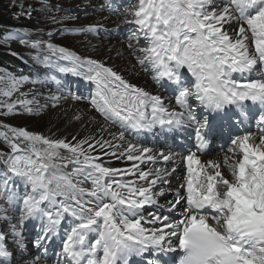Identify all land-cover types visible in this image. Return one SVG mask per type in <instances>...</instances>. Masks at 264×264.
Masks as SVG:
<instances>
[{"label": "snow or ice", "instance_id": "6c2138e0", "mask_svg": "<svg viewBox=\"0 0 264 264\" xmlns=\"http://www.w3.org/2000/svg\"><path fill=\"white\" fill-rule=\"evenodd\" d=\"M105 8L118 11L115 0ZM120 16L117 27L130 26L127 48L160 85L155 92L129 82L101 58L57 45L52 32L48 41L31 40L20 29L5 36L35 50L32 59L48 71L32 79L0 74V115L42 112L47 105L21 91L32 83L55 85L48 96L53 107L66 99L87 101L100 119L90 117L99 125L95 132L70 139L0 124L7 148L0 151L6 166L0 172V224L7 226L0 228V264H48L56 239V264H130L133 258L145 264H264V0H134ZM101 29L107 32L97 22L78 31L97 35ZM68 75L89 81L94 92L73 95L64 83ZM163 81L178 87L174 103L162 96ZM248 102L260 109L258 135L247 128ZM233 108L241 119L228 113ZM221 121L241 131L229 136L222 158L202 160ZM157 129H192L194 143L183 153L148 146L145 134ZM112 160L131 166L115 167ZM181 168L184 178L171 190ZM16 206L14 220L9 213ZM29 220L39 221L33 253L25 236Z\"/></svg>", "mask_w": 264, "mask_h": 264}, {"label": "rangeland", "instance_id": "374dc122", "mask_svg": "<svg viewBox=\"0 0 264 264\" xmlns=\"http://www.w3.org/2000/svg\"><path fill=\"white\" fill-rule=\"evenodd\" d=\"M78 1H81V0H64V1L48 0L49 6L44 7L41 3L38 2V0H34V1L32 0H0V12L4 13L6 21L14 23V24H19V25L23 23L31 24L34 21L35 22L34 28L41 30L40 33H43L42 31L45 30V31H48L47 34L49 32H52L54 34V40L52 42L56 43L59 46L68 47L70 50L75 51L78 55H81V56H85V57L92 56V58L93 57L98 58L95 52H96L97 42H101V40L102 42H110L113 40H119V42L125 45V47L127 48L126 39L129 34L130 26L124 23H120L119 24L120 27L116 26L117 25L116 22L118 21V19L119 18L123 19V17L120 16L121 11L119 10L118 5H117L118 0H115V5L118 9L116 14H112L110 10L105 8V4L108 2H111V0H99L102 4L104 3V5L101 4L97 8L91 9L90 13H83V14H81L80 12H84L87 9L85 8L81 9L80 8L81 3H79ZM28 6H31L33 10L34 9L36 10L35 12L36 16H32L31 17L33 18L32 21L28 20L27 22V20L25 21V20H22L21 18L23 17L27 19L29 18V15L24 14L26 9H28L29 12L31 11V8ZM58 6L61 7V13H60L61 15L55 16L58 12H60ZM101 12L105 15L107 14L106 17L109 16V20H106L104 22H99L104 25V28L107 29V32H105L104 29H101L97 35H92V34H86V33L78 31V29L81 27L89 26V25L83 24V21L85 18L93 17L95 14H98V13L103 15ZM53 17H56L61 22L54 23L52 20ZM65 17H75V18L66 20L64 19ZM97 22L98 21H96L95 23ZM1 23L2 22H0V24ZM5 29H7V27L0 26V36L2 35ZM11 29H21V28L15 27ZM46 41H48V39ZM13 42L15 41H10L6 39L0 40V54L7 56L9 59L11 58L15 59V56L11 54L12 52L23 54L26 46L16 41L19 44V49L14 50L11 47ZM128 51L129 53H131L130 49H128ZM0 60H4V58L0 57ZM102 60L103 62H105L107 65L110 66L108 62H106L104 59ZM36 64H39V63L37 62ZM3 65L5 66V68L1 70L2 74L4 72H8V73L12 72L10 70L12 64H3ZM42 67L44 66L42 65ZM30 84L32 83H28V85ZM51 85L52 84H48L46 87L51 86ZM46 87H42L41 85L40 86L34 85V87L27 86L25 88V86H23L21 88L22 92H31L35 96V99L40 104L47 105V107H45L42 112L37 113L35 115H31V114H16V115H10V116L0 115V119H2L3 124H8L9 126H13V127L23 126V127H26L28 130L38 132V133H43V134L51 126L56 125L57 121L55 120L54 116L50 114L49 111H51L52 109H56L57 106L56 107L52 106V102L48 99L49 92L45 91ZM17 96H19V93H17L13 97V99H16ZM29 98L31 99L33 98V96H29ZM76 124L74 123V121L73 122L72 121L71 122L62 121L60 122V127L63 131H66L67 133L75 131L74 132L75 134L76 133L80 134V136L83 135L84 134L83 129L81 128L80 125L78 124L76 125ZM92 131L95 132V130H92ZM67 136L69 135L67 134ZM6 150H7L6 146L3 145L2 141H0V151H6ZM16 187L19 188V185H16Z\"/></svg>", "mask_w": 264, "mask_h": 264}, {"label": "bare ground", "instance_id": "6f19581e", "mask_svg": "<svg viewBox=\"0 0 264 264\" xmlns=\"http://www.w3.org/2000/svg\"><path fill=\"white\" fill-rule=\"evenodd\" d=\"M78 2L81 3V5H80L81 9H84V8L87 9L84 12H80L81 14L90 13L91 9H95L102 4L99 0H81ZM81 14H80V16H81ZM106 15L105 14L101 15L98 13V14H95L93 17H87L84 19L83 24L92 25L96 21L104 22L106 20H109V16L106 17ZM116 28H115V30H116ZM120 40H121V38H120ZM11 47L14 50H18L19 49L18 42H16V41L13 42ZM109 49H111V51H109ZM95 53H96L98 58L104 59L106 62H108L110 64V66H115L117 69H119L121 71V74H123L124 76L129 78L131 81L148 82L146 76L141 72L140 68L135 64V62L130 57V53H129L128 49L125 47V45L121 44L119 42V40H113L110 42H102V40H101V42H97ZM117 53H119V55ZM133 65H135V68L132 67ZM62 102H64V100H62ZM49 112L52 116H54L55 120L57 121V124L54 126H51L44 134H47L51 130V131L57 132V135H60V136H67V134H68L69 135L68 137L70 139L71 136L75 134L74 133L75 131L74 132H68V133L66 131H63L60 127V122H62V121H64V122H71V121L73 122L74 121L75 124L77 123L83 129V131H84L83 135H85L89 130H91V131L96 130V128L99 127L98 124H92L90 122V117L94 115L97 117L98 120L100 118L97 115H95L92 111H89L85 104H81V103L74 104V103L67 101V102L62 103L61 106L57 107L56 109H52ZM74 114L80 115L81 120L75 119ZM83 135H81V136H83Z\"/></svg>", "mask_w": 264, "mask_h": 264}, {"label": "trees", "instance_id": "16d2710c", "mask_svg": "<svg viewBox=\"0 0 264 264\" xmlns=\"http://www.w3.org/2000/svg\"><path fill=\"white\" fill-rule=\"evenodd\" d=\"M32 1H34V0H32ZM28 4V3H27ZM29 5V4H28ZM28 7H30L31 8V11H30V13H31V15L29 16V18L27 19V18H25V17H23V18H21L22 20H27V22H28V20H30V21H32V19L33 18H31L32 16H36V14H35V12H36V10L34 9H32V7L31 6H28ZM39 8V7H38ZM28 12H29V10L28 9H26ZM0 22H2L1 24H0V26H3V27H7V28H15V27H20V28H22V27H34L35 26V22L33 21V23H31V24H28V23H23V24H21V25H19V24H14V23H11V22H8V21H6V18H5V15H4V13H2V12H0ZM0 57H3L4 58V60H0V64H2V63H11V62H13V63H15V59H9L7 56H4L3 54H0Z\"/></svg>", "mask_w": 264, "mask_h": 264}]
</instances>
